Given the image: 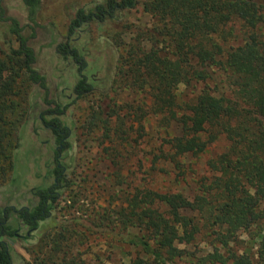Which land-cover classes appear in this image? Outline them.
Listing matches in <instances>:
<instances>
[{
	"label": "trees",
	"instance_id": "16d2710c",
	"mask_svg": "<svg viewBox=\"0 0 264 264\" xmlns=\"http://www.w3.org/2000/svg\"><path fill=\"white\" fill-rule=\"evenodd\" d=\"M7 1L0 0V187L13 170L15 151L21 146L18 131L26 117L32 85L43 91L48 106L46 112L51 117L42 116L45 126L59 141L70 134L61 117L67 107L51 97L32 45L40 27L43 0H22L28 19L25 25L8 13ZM139 3L93 0L73 9L66 35L55 51L78 72L73 87L76 99L96 87L87 70L89 62L75 40L92 21H117L124 10ZM143 6L152 16L153 26L141 30L120 55L116 82L147 89L149 109L128 104V114L139 119L147 114L156 116L168 136L166 148L154 153L153 168L163 162L184 176L189 157L205 153L220 139L226 146L206 161L203 174L194 177L193 196L172 187L135 188L113 210L103 209L99 221L106 226L112 222L118 242L140 248L147 255L127 264H170L186 256L192 258V264H264V0H146ZM26 28L31 31L28 36ZM181 86L195 91L180 97ZM121 108L124 106L118 108L113 100L107 107L100 104L92 114L93 122L97 120L109 135L112 145L105 147L104 153L115 166L124 143L136 142L143 135L133 139V125L122 127L121 119L114 125V116L124 118ZM173 124L180 128L178 134L169 131ZM62 143V150L72 148L68 140ZM62 172L63 167H55L57 183L34 190L37 205L0 208V264H13L5 236L15 237L16 227L23 223L31 231L25 238H34L40 222L52 218L63 200L68 202L64 191L71 180ZM76 202L73 198V205ZM13 213L19 222L16 227L10 223ZM65 222L69 227L85 223L79 217ZM68 234L61 231L55 240H68ZM244 234L254 244L240 251L235 246L243 242ZM198 240L210 247L202 256L187 249Z\"/></svg>",
	"mask_w": 264,
	"mask_h": 264
},
{
	"label": "rangeland",
	"instance_id": "374dc122",
	"mask_svg": "<svg viewBox=\"0 0 264 264\" xmlns=\"http://www.w3.org/2000/svg\"><path fill=\"white\" fill-rule=\"evenodd\" d=\"M92 1L43 0L40 27L37 28L36 38L32 39V45L38 55V67L47 76L51 97L67 107L65 115L61 117L71 130L67 140L72 148L61 151V164L68 168L65 176L71 180V186L64 191L68 202L63 200L52 218L40 222L38 230L33 232L34 238H3L11 247L13 264H65L69 260L75 261V264H127L138 256L146 257L140 248L118 242L113 237V223L110 222V226L101 224L100 213L105 208L113 210V206L124 201L135 188L160 190L172 187L193 196L194 177L203 174L207 170L206 161L222 152L226 146V141L220 139L205 153L189 157L184 176H178L170 165L163 162L153 168L154 153H159L161 147L166 148L168 136L159 126L156 116L147 114L139 119L134 113L128 114V104L134 108L144 106L145 110L149 109L151 97L147 89L137 90L116 82L119 79L120 55L134 43L141 30L153 26V18L143 6L146 0H140L133 9L124 10L117 21L106 24L92 21L75 40L89 62L87 70L96 87L91 94L76 99L73 87L79 78L78 72L56 54L55 47L66 35L73 9ZM7 4L11 16L24 25L28 23L22 0H8ZM30 33L26 28L25 34L28 36ZM143 44L149 46L150 42L144 41ZM193 91L191 87L181 86L178 94L186 98ZM113 100L118 108L124 106L120 109L124 118L114 116V125L120 124L121 119L124 123L122 127L133 125V139L139 133L143 134L136 142L131 139L124 143L125 149H121L123 155L117 160L118 166L112 164L104 153V148L112 145L107 131L92 119L94 108L98 110L100 104L107 107V103ZM47 109L43 91L32 85L26 117L18 131L21 146L15 151L13 170L0 187V208L33 207L39 201L34 190L49 187L54 182L52 173L57 164L55 159L59 142L40 119L43 115L50 119ZM169 131L178 134L180 128L173 124ZM72 197L77 200L74 205ZM15 217L14 213L11 214L10 223L16 227V222H19ZM73 217H79L85 223L67 226L65 221ZM54 221L58 223L57 226H54ZM20 225L22 230L19 234L26 235L28 228L23 223ZM61 231L66 235L69 233L68 240L62 237L63 240L57 242L55 239ZM48 234L51 235L47 237ZM241 239L243 242L235 246L237 250L243 251L245 245L254 244L247 234L242 235ZM187 249L202 256L210 247L198 240L188 245ZM255 250L256 247L253 248ZM191 260L190 256H186L170 264H192Z\"/></svg>",
	"mask_w": 264,
	"mask_h": 264
},
{
	"label": "flooded vegetation",
	"instance_id": "af4514ba",
	"mask_svg": "<svg viewBox=\"0 0 264 264\" xmlns=\"http://www.w3.org/2000/svg\"><path fill=\"white\" fill-rule=\"evenodd\" d=\"M40 119H43V117H41ZM46 128H49V127H47V126H45ZM49 129H51V128H49ZM52 130V129H51ZM70 131V133H71V130H69ZM52 132H53V134H54V136L56 137V139H58V135H56L55 133H54V131L52 130ZM70 135V134H69ZM67 138H68V136L67 137H65V138H63L62 139V141H59V140H57L58 142H59V146L57 147V149H56V152H58V154H57V156H56V161H57V164H56V166L55 167H63V172H62V175L64 174H66V171H67V166H62V164H61V150L63 149V143L62 142H65L66 140H67ZM54 167V168H55ZM53 171H54V169H53ZM52 176L54 177V182H53V184L55 183H57V177L54 175V173H52ZM27 227V226H26ZM22 230V225H20L18 228H17V231L15 232V235L16 236H18V237H24L25 238V236L26 235H31V231L29 230V229H27L28 231H27V233H26V235H21V234H19V231H21Z\"/></svg>",
	"mask_w": 264,
	"mask_h": 264
}]
</instances>
